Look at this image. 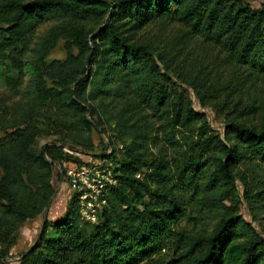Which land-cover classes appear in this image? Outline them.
<instances>
[{
  "label": "trees",
  "instance_id": "trees-1",
  "mask_svg": "<svg viewBox=\"0 0 264 264\" xmlns=\"http://www.w3.org/2000/svg\"><path fill=\"white\" fill-rule=\"evenodd\" d=\"M155 23L179 25L220 62L191 64L178 44L144 35ZM61 41L64 56L48 59ZM25 77L0 123V264L49 205L63 146L91 150L108 132L123 150L96 155L117 179L100 221L83 220L72 196L19 264H264V101L252 94L264 81V2L0 0V78L14 90ZM194 100L231 114L221 130ZM42 127L58 138L37 147Z\"/></svg>",
  "mask_w": 264,
  "mask_h": 264
},
{
  "label": "rangeland",
  "instance_id": "rangeland-1",
  "mask_svg": "<svg viewBox=\"0 0 264 264\" xmlns=\"http://www.w3.org/2000/svg\"><path fill=\"white\" fill-rule=\"evenodd\" d=\"M252 5L258 6L261 2H264V0H248ZM48 28V24H42L37 31L38 35L43 34V32ZM145 36L151 35L152 37H155L158 35L160 39H163L165 41H168L169 43H176L180 48H182L181 52L183 55H185L187 52H189V55L192 59L191 64H199V67H207L208 69H212L220 62V56L217 55L216 51L210 49L207 46L202 45L199 41L198 44H190L187 43L183 39L184 35V29L180 27L177 24H163L158 25V23L152 24L151 27H148L146 29V32L144 33ZM37 39V38H36ZM183 41L181 44L179 42ZM65 54V50L63 48V41L58 42V44L53 48V50L48 55V59L52 58H62ZM203 60V61H202ZM224 62L220 63V65H223ZM223 73L226 74L227 70H223ZM28 81L25 77L24 82L21 84L19 89H10L5 82L0 78V112H1V119L4 125H7L9 123V113L11 112V105L15 101H19L20 94L22 90L27 86ZM257 85H259L260 88L255 87V91H252V94L258 95L259 99L263 102L264 101V81L259 82ZM194 106L197 110L205 113L207 116V119L210 121V123L213 125V127L217 130L222 129L223 122L225 120V117H230L231 114L228 112H221V108L214 109L208 105H200L199 102L194 100ZM231 107L229 106L227 108V111H230ZM258 116L253 117L252 119H249L257 122ZM43 128V127H42ZM11 131V129H9ZM51 130H46L43 128V130L37 135V147H40L41 145H44L50 140H54L58 138L57 134H47V132H50ZM3 135V132L0 130V137ZM109 132L107 134H99L95 133L93 136L94 141V147L93 149H87L83 148L81 146H75L70 147L68 145L63 146V158H61L58 161L53 162L52 167V182L54 185V194L51 198V201L49 203L48 212L46 215L47 221H53L57 218H59L65 211L66 205L70 198L73 195L71 192V189L67 185L64 177H63V169L66 162H68L72 158H86L88 154L97 155L100 153H110L112 150V146L115 148L114 152V159L120 152L122 153V150L120 151L121 147L117 143H113V145H110L108 143L109 141ZM120 151V152H119ZM111 169L113 171V161H111ZM246 165V163H245ZM241 169L244 168V166H239ZM62 172V175H61ZM114 174V173H113ZM115 176V175H114ZM226 204H229L228 201L225 202ZM240 212L244 214V217L248 220H250V215L248 214V211L243 206L240 207ZM44 219V212L37 216L35 219H30L25 222H23L18 230H17V237L14 245L11 246L9 249V255L4 259V264H19L20 263V257L21 255L27 251L31 245H33L36 242L37 236L40 232L41 225ZM208 225L205 227V225L198 226V230H204L209 229L210 223L207 222ZM188 231H193L192 224L187 225Z\"/></svg>",
  "mask_w": 264,
  "mask_h": 264
},
{
  "label": "built area",
  "instance_id": "built-area-1",
  "mask_svg": "<svg viewBox=\"0 0 264 264\" xmlns=\"http://www.w3.org/2000/svg\"><path fill=\"white\" fill-rule=\"evenodd\" d=\"M80 159L82 163H65L63 177L78 201L80 217L89 223H98L107 206V193L117 179L107 158L88 154Z\"/></svg>",
  "mask_w": 264,
  "mask_h": 264
},
{
  "label": "water",
  "instance_id": "water-1",
  "mask_svg": "<svg viewBox=\"0 0 264 264\" xmlns=\"http://www.w3.org/2000/svg\"><path fill=\"white\" fill-rule=\"evenodd\" d=\"M61 175H62V172H61ZM48 207H49V205L46 207V209L44 211V219H43V222L46 219V215H47V212H48ZM43 222H42V224H43Z\"/></svg>",
  "mask_w": 264,
  "mask_h": 264
}]
</instances>
